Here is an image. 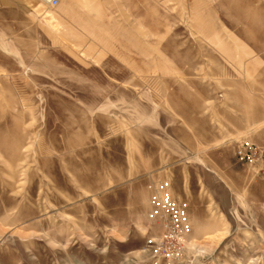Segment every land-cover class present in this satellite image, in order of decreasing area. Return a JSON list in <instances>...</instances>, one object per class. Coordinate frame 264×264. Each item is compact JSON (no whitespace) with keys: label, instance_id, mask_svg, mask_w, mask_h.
Masks as SVG:
<instances>
[{"label":"rangeland","instance_id":"1","mask_svg":"<svg viewBox=\"0 0 264 264\" xmlns=\"http://www.w3.org/2000/svg\"><path fill=\"white\" fill-rule=\"evenodd\" d=\"M0 0V264H166L146 186L192 233L172 264H264V0ZM16 18L20 15L16 14Z\"/></svg>","mask_w":264,"mask_h":264},{"label":"built area","instance_id":"2","mask_svg":"<svg viewBox=\"0 0 264 264\" xmlns=\"http://www.w3.org/2000/svg\"><path fill=\"white\" fill-rule=\"evenodd\" d=\"M49 7L56 8L58 0H40ZM235 153L240 163L257 166L264 163V146H257L243 139L236 143ZM149 195L150 212L148 218L156 222L162 236L148 239L149 253L152 259L172 264L180 258L187 238L192 233L190 209L186 201H180L171 195V182L166 179H154L146 186Z\"/></svg>","mask_w":264,"mask_h":264},{"label":"crops","instance_id":"3","mask_svg":"<svg viewBox=\"0 0 264 264\" xmlns=\"http://www.w3.org/2000/svg\"><path fill=\"white\" fill-rule=\"evenodd\" d=\"M26 10H27V7H26L25 0H15V6L14 7L12 6V8H11V12H14V20L11 21V24L12 25L16 24L18 27H21V28L24 27V25H25L24 19L25 18H21V16L24 15L23 12H26ZM17 12L20 15V18H16ZM180 201H182V200H180ZM184 201H186V200L184 199ZM187 204H188V202H187ZM188 207L190 209L189 204H188ZM190 214H191V209H190Z\"/></svg>","mask_w":264,"mask_h":264}]
</instances>
